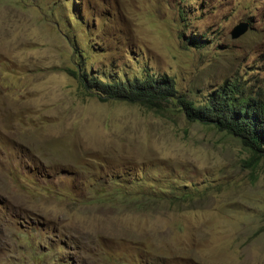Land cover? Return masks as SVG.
<instances>
[{"label": "rangeland", "instance_id": "rangeland-1", "mask_svg": "<svg viewBox=\"0 0 264 264\" xmlns=\"http://www.w3.org/2000/svg\"><path fill=\"white\" fill-rule=\"evenodd\" d=\"M67 69L262 88L264 0H0V264H264V157Z\"/></svg>", "mask_w": 264, "mask_h": 264}, {"label": "trees", "instance_id": "trees-1", "mask_svg": "<svg viewBox=\"0 0 264 264\" xmlns=\"http://www.w3.org/2000/svg\"><path fill=\"white\" fill-rule=\"evenodd\" d=\"M195 38L189 37L188 42L192 43ZM192 45L201 47V42ZM66 71L77 77L82 88L91 91L99 101H125L154 112L161 111L163 105L173 101L188 122L209 124L235 137L253 161L264 157V87L249 88L244 79L228 77L213 86L200 102H195L180 95L172 78L164 74L144 72L141 77H113L103 82L99 78H86L79 69ZM143 197L146 201L152 198L165 200L163 195L156 196L152 190H147ZM143 202L142 199L135 203L140 205Z\"/></svg>", "mask_w": 264, "mask_h": 264}, {"label": "water", "instance_id": "water-1", "mask_svg": "<svg viewBox=\"0 0 264 264\" xmlns=\"http://www.w3.org/2000/svg\"><path fill=\"white\" fill-rule=\"evenodd\" d=\"M247 29V24L245 22H239L235 24L229 31V36L231 39H235L242 35Z\"/></svg>", "mask_w": 264, "mask_h": 264}]
</instances>
